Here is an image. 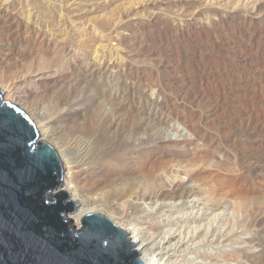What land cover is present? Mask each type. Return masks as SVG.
I'll use <instances>...</instances> for the list:
<instances>
[{"label": "rangeland", "instance_id": "374dc122", "mask_svg": "<svg viewBox=\"0 0 264 264\" xmlns=\"http://www.w3.org/2000/svg\"><path fill=\"white\" fill-rule=\"evenodd\" d=\"M0 88L90 141L75 228L78 187L144 264H264V0H0Z\"/></svg>", "mask_w": 264, "mask_h": 264}, {"label": "water", "instance_id": "95a60500", "mask_svg": "<svg viewBox=\"0 0 264 264\" xmlns=\"http://www.w3.org/2000/svg\"><path fill=\"white\" fill-rule=\"evenodd\" d=\"M57 149L40 140L26 111L0 88V264H144L127 230L89 213L80 229Z\"/></svg>", "mask_w": 264, "mask_h": 264}, {"label": "bare ground", "instance_id": "6f19581e", "mask_svg": "<svg viewBox=\"0 0 264 264\" xmlns=\"http://www.w3.org/2000/svg\"><path fill=\"white\" fill-rule=\"evenodd\" d=\"M106 46V45H104ZM102 56V55H101ZM14 85V84H13ZM11 86V85H10ZM9 89V88H8ZM12 90V89H10ZM10 96V95H9ZM26 113L29 115V117L31 118V120L33 121V123L36 125L37 129H38V132H39V136H41L42 139H47V138H51V140H54L52 138V136L54 135L53 133V129L50 125V121L48 120H45L43 117H42V114L41 112L39 111V109H34V108H30L29 106H26ZM66 141L64 143H60L58 140H55V144L58 146V153L60 154V158H61V161L62 162V169H61V172H62V177L65 181V185L63 186H59L58 188H56V192L58 191H65V190H69L70 189V184L71 183V180H69V178L67 177V175H64V170L63 168L65 167V162L67 163L68 162V155L69 154H77V158H74V159H71V162H73L74 164H78V166L81 164V162L85 159L86 157V154L89 153V150L91 148V143L89 140H87L86 138H84L82 135H73L67 139H65ZM63 156V157H62ZM70 159V158H69ZM87 159V158H86ZM75 191H77L75 193V195L77 196V200H76V203H79V204H82V210L80 211V213L76 214L75 215V218L77 221H79L81 219V216L86 213L85 215L89 214V213H97L95 210V206L92 207L90 206V202L87 201V198H86V195L84 193V191H79L78 187H75L74 188ZM52 192V191H51ZM99 194V197L101 198V203L103 204L108 196H107V192H99L97 193ZM109 195V194H108ZM137 196V195H136ZM88 205V206H87ZM95 208V209H94ZM95 210V211H94ZM84 215V216H85ZM110 215V214H108ZM107 215V216H108ZM83 216V217H84ZM82 217V218H83ZM116 223V222H115ZM83 224V222H82ZM118 226H120L119 224H117ZM121 227V226H120ZM123 228V227H122ZM126 230V229H125ZM167 234V233H166ZM197 234V233H196ZM163 235V234H162ZM168 235V234H167ZM166 235V236H167ZM201 236V235H200ZM205 237V236H203ZM202 237V238H203ZM163 238H165L163 236ZM167 239V238H166ZM199 239V238H198ZM204 241V240H203ZM202 242V241H201ZM232 252V251H231ZM230 252V253H231ZM235 252V251H234ZM204 253V252H203ZM237 253V252H236ZM233 254V253H232ZM235 254V253H234ZM203 255V254H202ZM231 256V255H230ZM235 256V255H234ZM156 257V256H155ZM237 257H238V254H237ZM235 258V257H234ZM154 262L152 264H154L156 261L155 259H153ZM151 263V262H149Z\"/></svg>", "mask_w": 264, "mask_h": 264}]
</instances>
